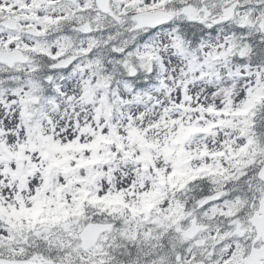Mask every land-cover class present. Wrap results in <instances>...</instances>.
I'll return each instance as SVG.
<instances>
[{
  "label": "snow or ice",
  "instance_id": "snow-or-ice-1",
  "mask_svg": "<svg viewBox=\"0 0 264 264\" xmlns=\"http://www.w3.org/2000/svg\"><path fill=\"white\" fill-rule=\"evenodd\" d=\"M0 264H264V0H0Z\"/></svg>",
  "mask_w": 264,
  "mask_h": 264
}]
</instances>
